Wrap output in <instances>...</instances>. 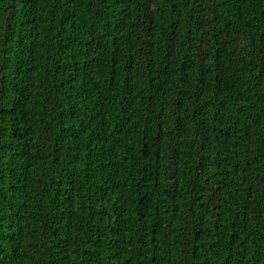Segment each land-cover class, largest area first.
<instances>
[{
	"label": "trees",
	"instance_id": "1",
	"mask_svg": "<svg viewBox=\"0 0 264 264\" xmlns=\"http://www.w3.org/2000/svg\"><path fill=\"white\" fill-rule=\"evenodd\" d=\"M0 264H264V0H0Z\"/></svg>",
	"mask_w": 264,
	"mask_h": 264
}]
</instances>
